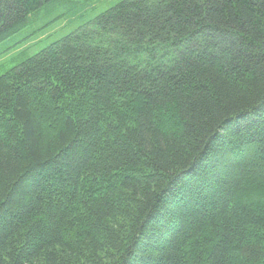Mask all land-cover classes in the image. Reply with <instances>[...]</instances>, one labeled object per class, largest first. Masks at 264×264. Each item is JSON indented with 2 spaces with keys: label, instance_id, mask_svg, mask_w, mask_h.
<instances>
[{
  "label": "trees",
  "instance_id": "1",
  "mask_svg": "<svg viewBox=\"0 0 264 264\" xmlns=\"http://www.w3.org/2000/svg\"><path fill=\"white\" fill-rule=\"evenodd\" d=\"M0 264H264V0H123L0 76Z\"/></svg>",
  "mask_w": 264,
  "mask_h": 264
},
{
  "label": "rangeland",
  "instance_id": "2",
  "mask_svg": "<svg viewBox=\"0 0 264 264\" xmlns=\"http://www.w3.org/2000/svg\"><path fill=\"white\" fill-rule=\"evenodd\" d=\"M123 0H52L0 42V76Z\"/></svg>",
  "mask_w": 264,
  "mask_h": 264
}]
</instances>
